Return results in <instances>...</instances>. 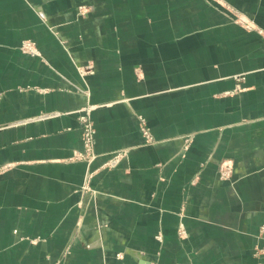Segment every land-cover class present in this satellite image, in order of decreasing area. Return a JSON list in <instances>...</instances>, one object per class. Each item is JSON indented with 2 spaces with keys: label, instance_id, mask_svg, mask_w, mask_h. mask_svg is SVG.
<instances>
[{
  "label": "crops",
  "instance_id": "0c3cea01",
  "mask_svg": "<svg viewBox=\"0 0 264 264\" xmlns=\"http://www.w3.org/2000/svg\"><path fill=\"white\" fill-rule=\"evenodd\" d=\"M238 14L264 30V0H0V264H259L264 37Z\"/></svg>",
  "mask_w": 264,
  "mask_h": 264
},
{
  "label": "rangeland",
  "instance_id": "374dc122",
  "mask_svg": "<svg viewBox=\"0 0 264 264\" xmlns=\"http://www.w3.org/2000/svg\"><path fill=\"white\" fill-rule=\"evenodd\" d=\"M85 8V7H84ZM84 8H83V6H82V8L80 9L79 8V10H81L82 12H83V10H84ZM234 12L236 13H238V11L237 10H235L234 9ZM241 15V14H240ZM236 22H238L239 24H241L244 28H246V29H248V30H256V31H258L263 37H264V30L262 29V28H260L255 22H253V21H251V20H249V19H241L240 18V16H239V14H238V17H237V19H236ZM21 51L23 52V53H25V54H27V55H32V56H34V55H38V51H37V46H36V43L33 41V40H31V39H26V40H23V42H22V44H21ZM34 51H35V53H34ZM88 70V69H87ZM84 71V69H81V72H83ZM90 105H92V104H90ZM89 106V105H88ZM87 107V106H86ZM83 109V108H82ZM92 112H93V110H92ZM82 113L83 112H81V110H79L78 112H77V118H78V121H79V126H80V128H81V133H83V131H82V129H83V126H85V125H87V124H92L93 126H94V128H95V130H96V127H95V123H94V120H93V116H92V113H91V115H90V117L89 116H87V117H83V115H82ZM143 117V119H145L144 120V122L147 124V126L149 127V125H148V122H147V119L144 117V116H142ZM140 122H141V119H140V117H139V128H140ZM143 122V121H142ZM150 128V127H149ZM150 131H151V129H150ZM82 135V134H81ZM95 137H96V135H95ZM156 139V138H155ZM83 141V140H82ZM95 141H96V138H95ZM157 140H155V141H153L152 143H155ZM151 143V144H152ZM122 153V155H121V158H119L118 160H115L116 158H115V155L117 154V153ZM95 153H96V155L98 156V153L96 152V142H95ZM127 155V152L126 151H117V152H114L112 155H111V157L108 159V161H106L101 167H114V166H116L119 162H120V160H122L125 156ZM97 156H96V158H97ZM95 158V159H96ZM94 159V160H95ZM108 162V164L106 165V163ZM233 172H234V165H225V166H222L221 168H220V176H221V178H223V179H225V178H229V177H231L232 176V174H233ZM222 173H226V174H224V176H222L221 174ZM90 182V181H89ZM88 182V183H89ZM184 225V224H183ZM181 227V225L179 226V228ZM184 228H185V226H184ZM185 230H186V228H185ZM187 231V230H186ZM188 235V232H187V234L184 236V237H186ZM259 235H261V236H264V224H262V226L260 227V232H259ZM179 236H180V234H179ZM181 238H184V237H182V236H180ZM254 255L258 258V259H260V261H258L259 262V264H264L263 262V260H264V246H260L259 244H257V245H255V250H254Z\"/></svg>",
  "mask_w": 264,
  "mask_h": 264
},
{
  "label": "built area",
  "instance_id": "2783aa9c",
  "mask_svg": "<svg viewBox=\"0 0 264 264\" xmlns=\"http://www.w3.org/2000/svg\"><path fill=\"white\" fill-rule=\"evenodd\" d=\"M82 8V6L80 7V9ZM80 12H82L80 10ZM35 53V51H34ZM84 73V72H82ZM95 105H89L87 107H84L81 112L83 117H87L91 115L92 110L95 108ZM141 122H140V131L141 134L144 138V143L145 144H150L153 141H155L156 137L154 136V134L150 131V128L147 126V124L144 122L145 119H143L142 116H140ZM143 121V122H142ZM83 133H82V140H83V150L81 152H76V154L74 155V159H80V160H85L88 163L92 162L95 158H96V153H95V135H96V130L94 128V126L91 124H87L85 126H83L82 129ZM122 153H117L115 155V160H118L119 158H121ZM108 164V162L106 163V165ZM224 174L226 173H222L221 175L224 176ZM93 176V172L89 171L87 176H86V182L84 187L88 188L89 184L88 182L90 181L91 177ZM179 234L180 236L184 237L187 234V231L184 228V225L181 224V227L179 228ZM160 237V235L158 236Z\"/></svg>",
  "mask_w": 264,
  "mask_h": 264
}]
</instances>
